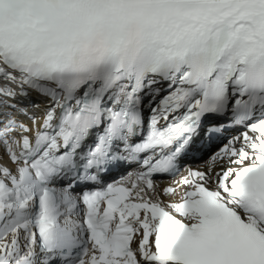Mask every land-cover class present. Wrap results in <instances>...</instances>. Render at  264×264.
<instances>
[{"label":"snow or ice","instance_id":"snow-or-ice-1","mask_svg":"<svg viewBox=\"0 0 264 264\" xmlns=\"http://www.w3.org/2000/svg\"><path fill=\"white\" fill-rule=\"evenodd\" d=\"M128 2L0 0V264H264V0Z\"/></svg>","mask_w":264,"mask_h":264},{"label":"clouds","instance_id":"clouds-1","mask_svg":"<svg viewBox=\"0 0 264 264\" xmlns=\"http://www.w3.org/2000/svg\"><path fill=\"white\" fill-rule=\"evenodd\" d=\"M139 5L127 9L125 14L130 15L138 11ZM141 47V26L134 19L122 33V38L115 47V55L119 58L132 56L138 58ZM110 48L109 35L105 28L93 29L86 36L73 41L67 54V75L77 79L89 78L98 74L105 66Z\"/></svg>","mask_w":264,"mask_h":264},{"label":"bare ground","instance_id":"bare-ground-1","mask_svg":"<svg viewBox=\"0 0 264 264\" xmlns=\"http://www.w3.org/2000/svg\"><path fill=\"white\" fill-rule=\"evenodd\" d=\"M127 5H135V0H129V2L127 3Z\"/></svg>","mask_w":264,"mask_h":264}]
</instances>
